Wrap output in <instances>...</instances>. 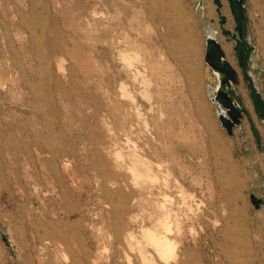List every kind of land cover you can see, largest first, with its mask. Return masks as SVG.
Segmentation results:
<instances>
[{
    "label": "rangeland",
    "instance_id": "1",
    "mask_svg": "<svg viewBox=\"0 0 264 264\" xmlns=\"http://www.w3.org/2000/svg\"><path fill=\"white\" fill-rule=\"evenodd\" d=\"M242 6L239 66L213 0H0V264H143L127 231L144 243L159 202L187 264H264V0ZM212 27L237 73L231 133L204 61ZM135 155L156 184L133 177Z\"/></svg>",
    "mask_w": 264,
    "mask_h": 264
},
{
    "label": "bare ground",
    "instance_id": "2",
    "mask_svg": "<svg viewBox=\"0 0 264 264\" xmlns=\"http://www.w3.org/2000/svg\"><path fill=\"white\" fill-rule=\"evenodd\" d=\"M215 33L216 30L212 27L209 31L208 36H215ZM121 56L129 65H131L133 59L138 58L139 55H137V53L135 52L134 56H129L128 54H124V53H122ZM213 72L217 78L216 88H219L218 81L220 79V75L215 71ZM222 112L224 111L222 110ZM131 162L132 163L130 164L129 168L135 179L138 180L143 179L149 181L150 183L149 186L154 185L158 182V177H156V174L153 171L152 163L147 161L145 157L138 158V156L135 155ZM179 192L182 203L185 204L189 212L192 215H194L192 211V207L189 203V201H191L194 197L193 193L188 192L183 188L182 189L180 188ZM161 194H163V199L166 200L167 195L162 192ZM159 208H160V213L152 221L153 223L152 225L142 224L139 226L140 237L144 243H142L140 239L135 238L134 232L132 230H128L126 235V239H128V245L130 248L136 249V253L139 255L143 264H157V262L159 264H169L170 259H173L178 264H187V260L185 258H184L185 260L181 258L182 256L186 255L185 249L184 250L182 249L184 243L183 240L185 239V232L183 226L181 222L178 219H176V217L174 216L172 207H166L164 203L159 202ZM114 209H115L114 213L118 216L121 209L117 207H115ZM130 218L128 220L132 221V219ZM118 227L120 228V225H117V228ZM133 239L136 240V244H137L135 248L132 247ZM126 260H127V264H133L130 255L128 254L126 255ZM48 264H53V262L50 260L48 261ZM95 264H99L96 259H95Z\"/></svg>",
    "mask_w": 264,
    "mask_h": 264
},
{
    "label": "water",
    "instance_id": "3",
    "mask_svg": "<svg viewBox=\"0 0 264 264\" xmlns=\"http://www.w3.org/2000/svg\"><path fill=\"white\" fill-rule=\"evenodd\" d=\"M228 6L230 7L231 14L233 17L234 31L224 28L226 23V17L221 14V0H213V3L217 7L218 22L222 28V34L227 35L235 43L233 52L236 54L237 62L239 66L243 65V41H242V28L244 18V8L242 6V0H227ZM205 63L210 66L213 71L220 75L218 81L219 88H217L211 99L222 106L225 110L219 113L220 125L222 128L227 129L229 133L232 132V127L238 125L241 121L242 113L238 109L237 100L232 96L231 90L234 82L237 79V73L234 68L230 65L225 57L221 45L215 36H208L205 40ZM251 203L259 208L260 199L256 198L255 195L250 196Z\"/></svg>",
    "mask_w": 264,
    "mask_h": 264
}]
</instances>
